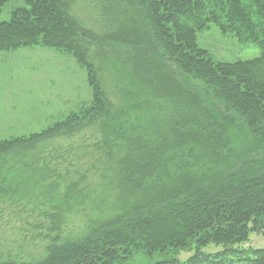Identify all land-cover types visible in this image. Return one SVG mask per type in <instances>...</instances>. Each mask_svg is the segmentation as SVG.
<instances>
[{
	"label": "trees",
	"instance_id": "1",
	"mask_svg": "<svg viewBox=\"0 0 264 264\" xmlns=\"http://www.w3.org/2000/svg\"><path fill=\"white\" fill-rule=\"evenodd\" d=\"M24 1L0 20V51L73 56L92 100L0 140V220L45 243L28 260L0 249V264H264V249L242 247L264 233V1ZM213 26L259 56L215 60L198 43ZM98 188L117 208L94 202L97 217L67 235L74 202Z\"/></svg>",
	"mask_w": 264,
	"mask_h": 264
},
{
	"label": "rangeland",
	"instance_id": "2",
	"mask_svg": "<svg viewBox=\"0 0 264 264\" xmlns=\"http://www.w3.org/2000/svg\"><path fill=\"white\" fill-rule=\"evenodd\" d=\"M245 1V0H244ZM264 1V0H262ZM252 5V1L248 0ZM255 9L257 7L254 3ZM26 7L24 0H9L0 11V20L9 21L17 8ZM198 43L221 62L255 59L260 49L252 42L242 43L232 34H224L213 26L198 34ZM92 100L86 70L71 55L45 47L0 51V140H10L40 133L71 112L87 106ZM93 180H89V182ZM86 192L85 199L75 201L68 222L63 227L67 235L85 229L86 222L97 217L100 201L117 206L115 194L103 189ZM115 202V203H114ZM106 207L103 206L102 210ZM32 221H30L31 223ZM42 230L34 232L31 224L12 217L0 220V249L8 248L28 260L42 256L45 243L38 239ZM83 232V231H82ZM45 232H43L44 234ZM244 248L264 249V233H251ZM222 246L210 245L204 252L222 251ZM194 252H182L178 259L186 262ZM162 259H159L161 261ZM128 264H151L138 255Z\"/></svg>",
	"mask_w": 264,
	"mask_h": 264
}]
</instances>
